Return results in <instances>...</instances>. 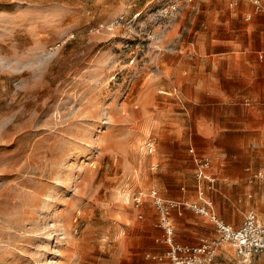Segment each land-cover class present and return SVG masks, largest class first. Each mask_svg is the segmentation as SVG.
Instances as JSON below:
<instances>
[{
  "label": "rangeland",
  "instance_id": "1",
  "mask_svg": "<svg viewBox=\"0 0 264 264\" xmlns=\"http://www.w3.org/2000/svg\"><path fill=\"white\" fill-rule=\"evenodd\" d=\"M232 13L227 0H0V264H144L158 216L133 199H198L190 148L264 170V78L227 75L226 41L247 39ZM197 227L191 246L215 238ZM214 264L242 263L223 244Z\"/></svg>",
  "mask_w": 264,
  "mask_h": 264
},
{
  "label": "built area",
  "instance_id": "2",
  "mask_svg": "<svg viewBox=\"0 0 264 264\" xmlns=\"http://www.w3.org/2000/svg\"><path fill=\"white\" fill-rule=\"evenodd\" d=\"M227 2L229 8L237 7L241 3L249 5L253 14L262 17V25H264V0H227ZM250 18L251 15L246 17L247 20ZM148 152L151 153L152 150ZM189 153L195 166V187L201 203L165 199L153 188L147 195L139 192L133 199L136 207L142 204L146 196L151 199L158 216L157 228L162 231L158 242L165 247L164 253L148 254L146 258L167 264H214L218 249L226 244L232 248L242 264H251L255 260L264 259V225L259 222L257 214L253 209L247 210L238 227L226 223L217 216L213 211L212 202L205 197V191L213 190L216 182L215 176L210 173L211 161L209 157L195 153L192 148ZM255 182L264 184V170L252 174L249 183ZM182 191H185L184 188ZM185 209L207 218L214 228L215 238L201 240L194 246L177 243L174 240V218L181 216Z\"/></svg>",
  "mask_w": 264,
  "mask_h": 264
},
{
  "label": "crops",
  "instance_id": "3",
  "mask_svg": "<svg viewBox=\"0 0 264 264\" xmlns=\"http://www.w3.org/2000/svg\"><path fill=\"white\" fill-rule=\"evenodd\" d=\"M230 9L234 10V13L231 14L228 21L231 24L238 22L240 24V30H243V35L245 36L246 34L247 39L246 41L239 42L233 39L226 41L227 44H225V48H228V51H225L226 55L224 58L226 59L225 62L229 64V73L227 75H231L232 64H235L234 69L241 70L246 80H250L255 76V73H257V76L264 78V25H262V17L253 14L251 7L244 3ZM237 13L240 17L237 16ZM248 15H251L249 20L246 19ZM252 39L255 42H253ZM210 79H212V81ZM205 90L210 96L220 97L221 91L217 89L215 78H209ZM209 159L211 161L210 173L213 174L216 179L213 188L214 198L215 200H219L218 208L217 205H215L216 211L214 207L213 211L226 223L238 227L240 217L235 219L233 215L235 211L241 214V219L243 220L247 210L264 206V192L260 190L261 183H249V179L253 174V169L249 167L244 168L243 166H236V168L233 169L234 167L232 166H218L217 160H219V158L214 159V164L213 158L211 159L209 157ZM188 199L193 202L200 201L199 196L197 199L194 195H190ZM230 211L232 214H230ZM199 217L200 216L189 209H185L181 216H175L174 225L176 224L178 229L189 234L187 236L184 235L182 239H180L178 235V242L185 243L183 245L195 244V241L205 234V231H201L197 227L199 225L210 227L211 234L212 232L214 233L213 226L207 221L200 220ZM161 236L162 231L159 228L151 233V246L148 251L151 255H162L164 253L165 247L158 242ZM144 264L167 263L148 260Z\"/></svg>",
  "mask_w": 264,
  "mask_h": 264
}]
</instances>
